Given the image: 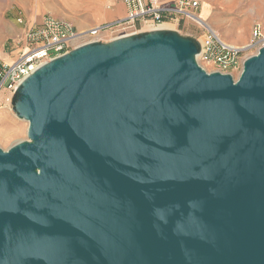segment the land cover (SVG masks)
Listing matches in <instances>:
<instances>
[{
    "label": "water",
    "instance_id": "obj_1",
    "mask_svg": "<svg viewBox=\"0 0 264 264\" xmlns=\"http://www.w3.org/2000/svg\"><path fill=\"white\" fill-rule=\"evenodd\" d=\"M156 30L36 70L0 149V264H264V46L237 79Z\"/></svg>",
    "mask_w": 264,
    "mask_h": 264
},
{
    "label": "built area",
    "instance_id": "obj_2",
    "mask_svg": "<svg viewBox=\"0 0 264 264\" xmlns=\"http://www.w3.org/2000/svg\"><path fill=\"white\" fill-rule=\"evenodd\" d=\"M122 1L127 15L123 21L108 28L115 33L113 40L162 30V25L167 21L188 19L207 32L201 41L198 40V65L201 67V63L208 64L212 66L213 72L229 74L233 79L240 75L244 60L248 57L246 55L251 52L256 54L264 46L258 25L253 26L250 40L245 46L234 47L221 41L195 16L199 8L198 0H177L170 6H165L162 0ZM17 22L22 24L21 19ZM102 31L93 29L78 33L69 23L50 16L44 17L39 25L28 28L23 38L15 44V59L11 63L0 61V94H4V103L11 104L19 85L40 67L79 46L96 42Z\"/></svg>",
    "mask_w": 264,
    "mask_h": 264
},
{
    "label": "crops",
    "instance_id": "obj_3",
    "mask_svg": "<svg viewBox=\"0 0 264 264\" xmlns=\"http://www.w3.org/2000/svg\"><path fill=\"white\" fill-rule=\"evenodd\" d=\"M165 6L173 5L177 0H162ZM199 1V8L195 12L197 19L214 33L221 41L234 46H245L250 38L251 29L258 25L264 38V0H237V12L243 18V23L236 24L232 14L217 19L213 16V9L208 1ZM233 1H224V10L234 11ZM244 2L243 6L240 3ZM203 3V4H202ZM239 9V10H238ZM127 10L122 0H0V49H13L17 41L23 38L25 31L39 25L43 18L50 16L56 20L69 23L78 33L93 29L103 30L96 38L102 43L113 40L115 33L108 28L118 24L126 18ZM21 19L22 24L17 22ZM188 28L198 24L188 20L167 21L162 30L179 32L180 23ZM192 32V30H191ZM203 35V36H204ZM185 36L197 39L191 33ZM11 57L4 52L0 54V61L11 63L16 53ZM25 132L27 126L24 128Z\"/></svg>",
    "mask_w": 264,
    "mask_h": 264
},
{
    "label": "rangeland",
    "instance_id": "obj_4",
    "mask_svg": "<svg viewBox=\"0 0 264 264\" xmlns=\"http://www.w3.org/2000/svg\"><path fill=\"white\" fill-rule=\"evenodd\" d=\"M205 1L206 2L208 1V3L211 4L212 9H213V16L216 17L217 19H220L222 16H226L227 14H232V17L230 18L233 19L236 24L243 23V18H241V15L237 12V6H236L237 0H231L233 1V3L231 2L233 4V7L235 8L236 6V9H234L233 12L229 10H224V8H226L224 6V1L226 0H204V2ZM243 4L244 2L240 3L239 7L243 6ZM178 30L179 32L177 33L183 37H188L185 35L191 33L193 36L197 38L195 39L197 41L198 40L201 41L204 35V32L201 31L200 28L197 27L196 25H193V28L192 27L188 28V26L183 22L179 24ZM250 36H251V33H250ZM3 52L7 54L8 56H10L11 55L10 53L11 52L16 53V50L14 48L13 49L8 48V49H5V51L0 49V54ZM254 54L255 52H251L250 54L248 53L246 56H251ZM201 67L208 73L213 72L212 66L208 64L201 63ZM234 79H237V76H235ZM3 97H4V94H0V149L7 150L13 144L19 141L26 140V132L24 128L25 126H27V123L22 120H19L16 117V115L12 111L11 104L4 103Z\"/></svg>",
    "mask_w": 264,
    "mask_h": 264
}]
</instances>
